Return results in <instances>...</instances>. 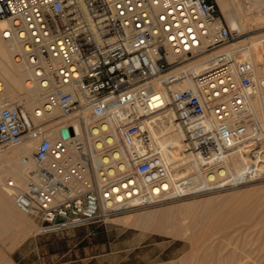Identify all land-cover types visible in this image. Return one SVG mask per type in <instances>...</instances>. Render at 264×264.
Returning <instances> with one entry per match:
<instances>
[{
    "label": "built area",
    "instance_id": "built-area-1",
    "mask_svg": "<svg viewBox=\"0 0 264 264\" xmlns=\"http://www.w3.org/2000/svg\"><path fill=\"white\" fill-rule=\"evenodd\" d=\"M0 20L43 97L0 98V148L33 143L26 186H6L39 235L264 181L251 45L215 0H0Z\"/></svg>",
    "mask_w": 264,
    "mask_h": 264
},
{
    "label": "rangeland",
    "instance_id": "rangeland-1",
    "mask_svg": "<svg viewBox=\"0 0 264 264\" xmlns=\"http://www.w3.org/2000/svg\"><path fill=\"white\" fill-rule=\"evenodd\" d=\"M228 3L229 12L234 13L237 20L246 21L244 23L250 25L242 33L235 29L240 32L237 40L249 43L252 38L264 35V20L254 24L258 18L264 19V0L257 2L228 0ZM217 6L219 14L229 26L228 19L221 14L219 5ZM61 121L65 123L67 120L61 119ZM5 149L0 148V150ZM247 193L249 199L246 196L242 197ZM208 199H221L223 201L220 207L221 212L239 210L237 217L249 218L248 222L244 218L238 219L240 222L236 220L239 223L235 221L233 224V221L214 234L215 237H221L222 241L228 242L221 241L222 248L226 243L225 249L221 248L216 255L222 257L232 251L236 254L245 252L250 257L247 260L251 261L252 258L257 257L259 252V255L264 257V181L162 206L124 212L106 221L86 224L53 235H39L35 223L26 215H22L20 229L22 228L24 232L19 233V228L5 227L7 230L2 231H9L15 239L10 250L5 249L0 240V250L12 264H167L168 262L177 264L181 260L187 264L188 259L191 258V256L188 257L191 254V247L185 237L187 234L172 236L166 232L154 231L150 227H143L136 222V219L146 213L156 214L163 210L177 209ZM120 218H129V221L127 223L118 222ZM259 246L263 251L258 248ZM201 254L198 252L194 255L188 264L201 260ZM263 257L262 261H264Z\"/></svg>",
    "mask_w": 264,
    "mask_h": 264
},
{
    "label": "bare ground",
    "instance_id": "bare-ground-1",
    "mask_svg": "<svg viewBox=\"0 0 264 264\" xmlns=\"http://www.w3.org/2000/svg\"><path fill=\"white\" fill-rule=\"evenodd\" d=\"M251 1L257 2L258 0ZM216 2L222 11L221 14L228 19L230 29H238L241 33L247 30V27L250 26L249 23L246 24L244 23L246 21L237 20L234 13L229 12L230 5L228 0H216ZM262 20L264 19L258 18L254 24H258ZM5 26L6 21L0 20V29ZM263 37L264 35L252 38L249 41L251 45L250 49L243 55L252 61L256 70L257 88L252 104L261 121H264V44H260V39ZM238 43L242 44L245 42L244 40H239ZM16 50L17 46L15 44L3 40L0 37V98L22 102L28 110L40 108L43 103V97L38 88L30 87L26 83L28 71L23 63L15 59L14 53ZM207 57L202 56L192 63L196 72L200 71L205 65ZM67 123L68 121L63 122V124ZM158 132L162 135L164 134L166 141L173 146H180V136L174 131L172 126H162ZM32 147V142H26L17 147L0 150V240L7 250L11 249L15 236L12 233L10 234L9 231L2 230H7L5 227H15L19 228V233H23L24 230L22 228L20 229V224L23 219L22 215L24 214L16 209L11 189L6 186V183L9 180L14 181L17 190H22L26 186L27 167L23 164L22 157L30 156ZM262 147L264 150V144ZM246 161L247 158L237 152L233 158L234 168L237 170L241 169ZM243 196L248 198V193L243 194ZM222 202L221 199H208L198 203L187 204L177 209L163 210L156 214L146 213L138 216L136 222L140 223L143 227H150L154 231L166 232L172 236L187 234L185 237H187L186 240L189 241L191 247V254L188 257L191 256L192 258L198 252L202 253V259L196 260L197 262L193 264H264V261L261 260L263 256H260L259 252L258 255L256 254L257 257L252 258L251 261L247 260L250 257L245 252L236 254L232 251L222 257L216 255L222 248V239L221 237H215L214 234L218 233L223 227L231 224L233 221L234 224L236 220L239 221L238 219L241 220V218H244L247 220L246 222L249 219L248 217L246 219V216L237 217L239 210L237 212L233 209L229 212L226 211V213L221 212L220 207ZM260 220L262 221V219ZM117 221L127 223L129 218H120ZM223 241L227 242L226 240ZM258 248L261 247L259 246ZM261 250L263 251L262 248ZM191 258L188 259V262ZM184 259L187 260L185 257ZM182 261L177 262V264L185 263ZM0 264H12L1 250ZM167 264L173 263L168 262Z\"/></svg>",
    "mask_w": 264,
    "mask_h": 264
},
{
    "label": "water",
    "instance_id": "water-1",
    "mask_svg": "<svg viewBox=\"0 0 264 264\" xmlns=\"http://www.w3.org/2000/svg\"><path fill=\"white\" fill-rule=\"evenodd\" d=\"M71 132H72L71 129L63 128V129L61 130V135H62V137H63L64 139H67V138H69Z\"/></svg>",
    "mask_w": 264,
    "mask_h": 264
}]
</instances>
